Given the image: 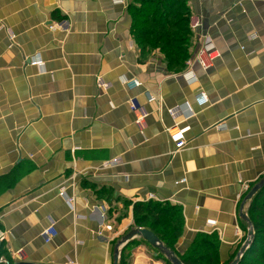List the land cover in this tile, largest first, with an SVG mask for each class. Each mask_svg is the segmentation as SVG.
<instances>
[{
    "label": "crops",
    "instance_id": "0c3cea01",
    "mask_svg": "<svg viewBox=\"0 0 264 264\" xmlns=\"http://www.w3.org/2000/svg\"><path fill=\"white\" fill-rule=\"evenodd\" d=\"M144 1L0 0V259L9 264H114L119 241L140 228L134 204L150 195L182 208V254L199 234L218 235L222 263L243 246L240 210L264 178V0H188L189 46L175 65L134 37L132 7ZM205 34L217 49L209 70L191 65ZM190 69L196 83L184 78ZM175 126L190 128L181 150L166 132ZM155 252L137 237L120 264L122 255L161 264Z\"/></svg>",
    "mask_w": 264,
    "mask_h": 264
},
{
    "label": "trees",
    "instance_id": "16d2710c",
    "mask_svg": "<svg viewBox=\"0 0 264 264\" xmlns=\"http://www.w3.org/2000/svg\"><path fill=\"white\" fill-rule=\"evenodd\" d=\"M187 4L188 0H146L139 8L132 7L133 34L139 47L143 51L159 49L166 55L169 65H175L179 60L182 63L184 57L178 58L177 55L183 53L186 57L184 50L189 46L191 35ZM133 213L137 227L153 232L184 264H222L219 255L221 242L217 234H199L187 252L179 255L176 246L185 227L181 207L151 200L134 204ZM248 214L255 237L240 264H264V189L252 200ZM162 258L166 264H171L162 254L157 256L159 260ZM121 263L125 264L124 255Z\"/></svg>",
    "mask_w": 264,
    "mask_h": 264
},
{
    "label": "built area",
    "instance_id": "2783aa9c",
    "mask_svg": "<svg viewBox=\"0 0 264 264\" xmlns=\"http://www.w3.org/2000/svg\"><path fill=\"white\" fill-rule=\"evenodd\" d=\"M195 29L200 27V23H196L194 25ZM54 28V27H53ZM200 46H198V50L193 58V63L191 65L198 64L202 69L204 70H209L212 66H213V62L216 58V46L214 44L213 39L209 36V35H203L200 39ZM34 65L38 66L41 65L40 62H32ZM184 78L186 79V81L189 84L192 83H196L197 77L195 72L190 69L188 72H186L184 74ZM137 85H139L138 82H135ZM130 105L131 108L134 112H139L142 109V105L139 102L138 99H132L130 101ZM189 127H180V126H175L173 128L168 129L166 132L168 134V136L170 137V139L172 140V142H174L176 144L177 150H181L186 146V134L189 131ZM120 163L119 159H114V160H110V161H105L103 162L102 166L103 168H110L113 166H116ZM186 183V179H183L181 181H179V184H185ZM60 196L64 199H66L70 204L73 203L74 199L73 197H68L67 196V187L66 186H62L60 187ZM158 201V198L154 195H150L148 197L147 201ZM146 201V202H147ZM50 226L49 228H47L44 231V236L46 237V242L49 243L52 241V239L55 237L56 235V231L54 228V222L50 219ZM240 231L239 227L237 228V233ZM5 240V235H3L2 233L0 234V244H2V242ZM1 262H6V264H9V261H4V259H0Z\"/></svg>",
    "mask_w": 264,
    "mask_h": 264
},
{
    "label": "water",
    "instance_id": "95a60500",
    "mask_svg": "<svg viewBox=\"0 0 264 264\" xmlns=\"http://www.w3.org/2000/svg\"><path fill=\"white\" fill-rule=\"evenodd\" d=\"M264 189V178L256 184L251 191L247 194L244 203L240 210V218L243 219L248 225V238L241 247L236 258L230 264H240L249 248L251 247L255 231L253 224L248 216V213L245 211V206L247 203H251L252 200L257 196V194ZM140 237L145 240L147 243L151 244L156 251L164 255L171 264H184L181 259L176 255V253L168 248L161 240L151 231L144 228H134L126 236H124L118 243L115 250V260L114 264H120V257L123 247L129 243L131 240ZM156 255H158L155 252Z\"/></svg>",
    "mask_w": 264,
    "mask_h": 264
},
{
    "label": "rangeland",
    "instance_id": "374dc122",
    "mask_svg": "<svg viewBox=\"0 0 264 264\" xmlns=\"http://www.w3.org/2000/svg\"><path fill=\"white\" fill-rule=\"evenodd\" d=\"M251 204V203H250ZM250 207V206H249ZM248 236V229H247V231H246V233H245V240L243 241V242H245L246 240H247V237ZM176 250H177V252L179 253V255H181L182 253L179 251V249L176 247ZM181 253V254H180ZM158 254H160V253H158ZM182 255H184V254H182ZM164 256V255H163ZM237 256V255H236ZM165 257V256H164ZM166 258V257H165ZM235 258V256L234 257H232L231 259H230V261L229 262H227L228 264L233 260ZM167 259V258H166ZM160 263L161 264H166L165 263V261L163 260V258L162 259H160ZM222 263V262H221ZM222 264H226V263H222Z\"/></svg>",
    "mask_w": 264,
    "mask_h": 264
},
{
    "label": "flooded vegetation",
    "instance_id": "af4514ba",
    "mask_svg": "<svg viewBox=\"0 0 264 264\" xmlns=\"http://www.w3.org/2000/svg\"><path fill=\"white\" fill-rule=\"evenodd\" d=\"M248 237V236H247Z\"/></svg>",
    "mask_w": 264,
    "mask_h": 264
}]
</instances>
